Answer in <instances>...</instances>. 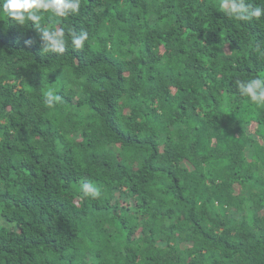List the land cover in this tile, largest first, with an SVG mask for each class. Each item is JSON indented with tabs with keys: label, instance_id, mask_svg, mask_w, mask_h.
<instances>
[{
	"label": "trees",
	"instance_id": "1",
	"mask_svg": "<svg viewBox=\"0 0 264 264\" xmlns=\"http://www.w3.org/2000/svg\"><path fill=\"white\" fill-rule=\"evenodd\" d=\"M219 4L41 10L64 53L0 13V264H264V16Z\"/></svg>",
	"mask_w": 264,
	"mask_h": 264
},
{
	"label": "clouds",
	"instance_id": "2",
	"mask_svg": "<svg viewBox=\"0 0 264 264\" xmlns=\"http://www.w3.org/2000/svg\"><path fill=\"white\" fill-rule=\"evenodd\" d=\"M80 4L81 0H0V13L6 14L21 25L26 20L32 21L41 35L43 51L64 53L66 50L64 30L41 28V16L37 13L43 10L58 17H67L69 14H78ZM219 8L226 16L239 21L259 19L264 16V6L252 7L246 3V0H220ZM70 35L73 48L82 49L88 39L87 32L82 31L77 35L73 30ZM236 87L242 96L258 105H264V78L256 77L247 81H237ZM58 99L59 96L54 95L51 90L45 93V102L49 106ZM81 190L85 196L96 198L100 195V189L87 181L81 184Z\"/></svg>",
	"mask_w": 264,
	"mask_h": 264
}]
</instances>
